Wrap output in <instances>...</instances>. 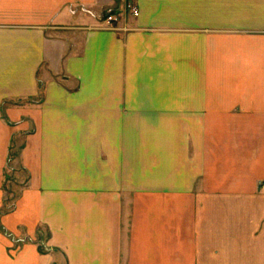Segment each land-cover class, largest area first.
Returning a JSON list of instances; mask_svg holds the SVG:
<instances>
[{
  "label": "crops",
  "instance_id": "crops-1",
  "mask_svg": "<svg viewBox=\"0 0 264 264\" xmlns=\"http://www.w3.org/2000/svg\"><path fill=\"white\" fill-rule=\"evenodd\" d=\"M0 264H264V0H0Z\"/></svg>",
  "mask_w": 264,
  "mask_h": 264
},
{
  "label": "rangeland",
  "instance_id": "rangeland-1",
  "mask_svg": "<svg viewBox=\"0 0 264 264\" xmlns=\"http://www.w3.org/2000/svg\"><path fill=\"white\" fill-rule=\"evenodd\" d=\"M106 19H107V17H106ZM21 146L22 145H21L20 140L19 141H14L13 142V145H12V150H11V163H10V166H12L14 168L13 169L14 170V173L13 174H14L15 177L17 176L16 177L17 179H18V177H20L21 179L26 178V175L23 172H19L18 171L20 169L18 168L17 161H15V157H17V155H18V153L20 151ZM11 181H12V179H11ZM7 191H9L10 195L13 196L14 198L17 196V194L19 192L17 190V188H12V184L11 183L8 184Z\"/></svg>",
  "mask_w": 264,
  "mask_h": 264
},
{
  "label": "built area",
  "instance_id": "built-area-1",
  "mask_svg": "<svg viewBox=\"0 0 264 264\" xmlns=\"http://www.w3.org/2000/svg\"><path fill=\"white\" fill-rule=\"evenodd\" d=\"M134 15H137V12H136V11L134 12ZM106 21H107V22H113L114 19H113L112 16H108L107 19H106Z\"/></svg>",
  "mask_w": 264,
  "mask_h": 264
}]
</instances>
